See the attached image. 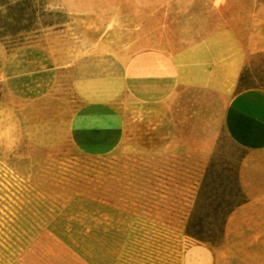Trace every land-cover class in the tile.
<instances>
[{
	"label": "rangeland",
	"instance_id": "rangeland-1",
	"mask_svg": "<svg viewBox=\"0 0 264 264\" xmlns=\"http://www.w3.org/2000/svg\"><path fill=\"white\" fill-rule=\"evenodd\" d=\"M16 1L0 0V264H264L258 240L185 232L219 138L234 150L240 74L264 72V0ZM150 55L179 66L168 95L129 75ZM79 116L119 141L83 148Z\"/></svg>",
	"mask_w": 264,
	"mask_h": 264
},
{
	"label": "crops",
	"instance_id": "crops-1",
	"mask_svg": "<svg viewBox=\"0 0 264 264\" xmlns=\"http://www.w3.org/2000/svg\"><path fill=\"white\" fill-rule=\"evenodd\" d=\"M147 57L142 63L133 62L129 75L133 79L159 80L162 96L168 95L178 80L179 66L163 55ZM83 117L79 116L74 126L75 136L84 138L80 143L83 148L103 152L119 141L120 125L90 123ZM222 125L230 139L247 150L240 167V181L248 197L228 217L224 239L227 241L234 234L235 238L248 240V244L258 240L264 248V89L235 93L224 110ZM261 252L264 254V249Z\"/></svg>",
	"mask_w": 264,
	"mask_h": 264
},
{
	"label": "trees",
	"instance_id": "trees-1",
	"mask_svg": "<svg viewBox=\"0 0 264 264\" xmlns=\"http://www.w3.org/2000/svg\"><path fill=\"white\" fill-rule=\"evenodd\" d=\"M22 4L17 0L14 4L5 5L14 11H21ZM249 89H264V72L256 74L246 65L240 74L237 92ZM225 134L230 139L226 132ZM230 141L234 144V150L229 157H224L221 153L222 138H219L218 148L206 169L194 206L185 223L188 236L212 244L222 242L228 217L248 201L240 181V167L247 150L233 140Z\"/></svg>",
	"mask_w": 264,
	"mask_h": 264
}]
</instances>
